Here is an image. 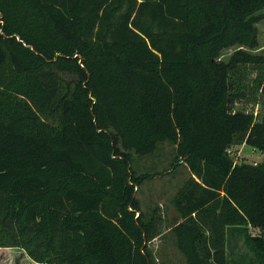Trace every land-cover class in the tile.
Wrapping results in <instances>:
<instances>
[{
    "label": "trees",
    "instance_id": "16d2710c",
    "mask_svg": "<svg viewBox=\"0 0 264 264\" xmlns=\"http://www.w3.org/2000/svg\"><path fill=\"white\" fill-rule=\"evenodd\" d=\"M264 0H0V248L36 264H155L133 152L175 145L187 264H264ZM238 46L226 61L225 49ZM258 229L257 233L253 229ZM20 252V253H22ZM2 264V263H0Z\"/></svg>",
    "mask_w": 264,
    "mask_h": 264
},
{
    "label": "rangeland",
    "instance_id": "374dc122",
    "mask_svg": "<svg viewBox=\"0 0 264 264\" xmlns=\"http://www.w3.org/2000/svg\"><path fill=\"white\" fill-rule=\"evenodd\" d=\"M264 13V9L261 11ZM259 28V46L250 51L264 55V19L257 23ZM238 46L223 50L220 59L228 60ZM235 110L254 111L258 120H261L264 106L254 105L245 100L236 101L233 104ZM231 155L235 162L245 161L259 163L264 158V153L248 144H240L230 147ZM175 156V145L163 142L158 149L148 155H138L133 152L134 168L137 173L152 174L153 177L146 180L137 190V197L141 201L142 210L149 216L154 208L159 209L163 217V233L150 244L154 255L155 264H187L185 256L178 249L176 237L172 231L175 224L182 221L177 211L173 198L183 186L190 171L184 163L172 167ZM254 233L258 229H253ZM19 249L0 248V263L2 264H36Z\"/></svg>",
    "mask_w": 264,
    "mask_h": 264
}]
</instances>
